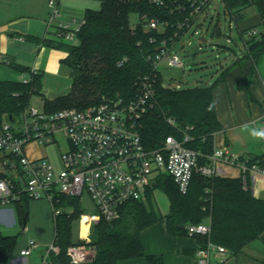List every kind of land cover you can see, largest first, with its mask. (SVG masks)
<instances>
[{
  "label": "trees",
  "instance_id": "trees-1",
  "mask_svg": "<svg viewBox=\"0 0 264 264\" xmlns=\"http://www.w3.org/2000/svg\"><path fill=\"white\" fill-rule=\"evenodd\" d=\"M99 9L87 8L85 24L78 33L77 44L64 40L40 41L48 47L65 50L68 55L62 63L70 70L72 86L69 93L54 100L44 99L45 108L55 111L64 108L83 109L99 103L104 97L132 98L137 84L151 68L145 53L154 49L149 43V32L134 30L130 16L137 11L159 12L148 0H97ZM226 12L236 23L246 18L245 9L255 6L259 22L245 30L259 28V33L246 40V55L257 60L264 55V0H222ZM139 41H142L139 44ZM252 60V61H253ZM121 63V64H120ZM18 71L29 68L15 66ZM40 75L31 81L0 80V124L7 116L18 113L27 106L34 95L42 94ZM243 89L249 93L248 80L243 79ZM213 85L182 89L167 88L159 78L156 85V103L143 117L141 133L147 148H158L170 135L181 136L187 127L192 140L190 148L201 152L200 164L209 162L215 147V134L223 129L218 120ZM175 119L173 126L169 119ZM264 167V154L252 156ZM163 190L170 200L166 215L169 231L173 235L187 234L189 224L205 220L211 227L209 235L199 236L206 248L209 242L225 247L231 254H239L245 245L264 232V198L256 197L242 176L206 177L195 173L189 190L183 194L168 174L157 176L154 188L149 190L147 201H130L121 208L118 218L101 217L90 232L89 245L94 256L90 264H118L119 261L144 257L147 264H163L161 255H147L141 233L160 216L153 207L152 190ZM28 195L22 196L21 214L27 215ZM19 202V201H18ZM59 206L66 209L54 219V244L58 252H50L47 264H72L68 248L84 240H73V223L83 213L80 198L61 195ZM17 235H6L0 230V264H9L14 257Z\"/></svg>",
  "mask_w": 264,
  "mask_h": 264
},
{
  "label": "built area",
  "instance_id": "built-area-1",
  "mask_svg": "<svg viewBox=\"0 0 264 264\" xmlns=\"http://www.w3.org/2000/svg\"><path fill=\"white\" fill-rule=\"evenodd\" d=\"M213 1L148 0L159 12L132 13L137 18L133 22L130 16L132 28L148 31V41L154 47L145 53L151 72L140 77L132 98L104 97L99 103L83 109L55 111L29 103L20 112L7 116L0 124V203H11L24 195L33 199L45 197L51 203L55 219L66 210L72 212L70 207L59 206V196L77 197L84 210L79 220L90 229L101 217L118 218L126 203L146 200L160 174L170 175L183 194L188 192L195 173L206 177L223 176L228 175V167L238 168L245 187L249 186L250 175L254 182L259 175L264 176V167L258 161L252 163L251 157L234 153L227 144L215 145L208 156L209 162L200 164L201 152L187 145L192 140L189 132L192 127H187L179 137L168 136L158 148L149 149L143 141L141 122L156 103L159 78L167 88H183L174 81L165 84L161 66H184L174 48L192 44L186 36L190 31L200 34L196 27L202 26V20L209 16ZM49 7V23H56L58 38L67 41L78 38L85 20H62L58 0H49ZM258 33L257 27L241 35L245 48L246 40ZM204 43L208 41L200 36V48ZM0 62L12 63L2 52ZM38 74L39 70L33 68L24 72L21 80L31 81ZM169 121L178 126L175 119ZM261 130H264V124ZM60 139L66 142V150L61 154L62 167L56 168L47 157L31 158L27 154L29 144L45 146ZM85 197L91 200L92 207ZM187 232L192 236L209 235L211 227L207 222L189 224ZM83 240L84 243L73 244L67 250L72 264L86 263L94 256L88 233ZM37 246L35 240H30L22 254H31ZM215 249L227 251L225 247L209 242L197 254L206 262ZM52 251H59L54 242L46 250L44 264Z\"/></svg>",
  "mask_w": 264,
  "mask_h": 264
},
{
  "label": "crops",
  "instance_id": "crops-1",
  "mask_svg": "<svg viewBox=\"0 0 264 264\" xmlns=\"http://www.w3.org/2000/svg\"><path fill=\"white\" fill-rule=\"evenodd\" d=\"M88 4V0H58L60 18L62 20L76 19L81 21L84 19L86 9L91 8ZM49 15V0H0V52L7 54L12 61L11 64L0 62V80L12 79L5 75L6 71L11 69L10 71L19 75L18 79L12 80L21 81L24 71H18L15 66L30 70L38 69L42 85V94L38 95L42 97V105L45 104L44 99L54 100L66 95L72 86V77L67 73L69 68L62 63V59L68 55V52L40 43L45 39L60 40L57 35L56 23H49ZM259 20L257 14L250 23L244 24L241 30L257 24ZM245 21L246 18L242 22ZM204 41L207 39L204 38ZM243 57H237L229 66L218 73L215 82L212 84L214 86L213 98L217 117L223 127L221 131L215 134L214 142L215 145L227 144L233 152L242 156H260L264 154V151L252 145L248 136L241 141L245 151L234 149L235 143L240 142V136L235 133L236 130L250 124L255 126L260 124L261 130L264 124L263 85L258 78L249 73L251 68L250 63L247 62L249 60L245 58L246 62L244 63ZM246 77L249 83V93L242 87L243 79ZM32 144L28 145L29 149L27 147V154L31 158L47 157L49 159L47 155H38L31 151ZM34 145L44 147L43 145ZM235 169L238 174L228 173V176H240V170ZM249 187L256 197L264 198V176L259 175L257 181L254 182L250 175ZM153 193L154 190H152V200ZM147 199L148 196L143 201H147ZM32 201L33 198L28 201L27 222L30 218L34 220L35 217L36 204ZM21 207L22 202L20 200L8 204L0 203V230L6 235L18 236L15 254L9 264H44L46 251L39 244L33 248L31 254H22V250L28 247L30 240L27 242L26 236L19 239L21 233H15L19 227H22V231H24L27 226V223L24 224L25 216L21 214ZM44 209H46L44 218L49 219V208ZM155 210L160 217L142 231L141 237L146 254L161 255L163 264H264V232L259 238L245 245L239 254L234 255L229 251L220 252L215 249L210 252L209 258L205 262L197 254L200 248H204L200 242L201 238L188 233L176 236L171 234L166 219L170 207L168 211L164 212ZM203 222L208 223V220ZM82 226L81 238L74 237L73 230L75 242L83 240L86 233L90 236L91 228L87 229L85 225ZM118 264L147 263L144 257H138L121 260Z\"/></svg>",
  "mask_w": 264,
  "mask_h": 264
},
{
  "label": "rangeland",
  "instance_id": "rangeland-1",
  "mask_svg": "<svg viewBox=\"0 0 264 264\" xmlns=\"http://www.w3.org/2000/svg\"><path fill=\"white\" fill-rule=\"evenodd\" d=\"M88 3L93 9L100 8V2L97 0H88ZM208 13L209 16L206 20H202L203 25L196 27V30H198L200 34H195L193 31H190L188 36H186V39H191L192 44L185 47L176 45L174 48V52H177L182 57L184 66H161L165 84L174 81L180 83L183 88L210 86L215 82L214 80L218 76V73L229 66L237 57L242 58L245 55L246 50L240 30L244 24L250 23L257 15L255 6H249L245 9L246 21L244 23L239 22V24L231 19L230 15L226 12L222 0H214ZM80 18L79 20H81ZM136 19V15L132 14L131 21L134 22ZM200 36H203V38L208 41V43L202 44V48H200L199 44ZM67 42L77 44L79 40L75 38ZM246 59L249 60L247 62H249L251 66L249 73H252L253 77L258 78L261 81L264 90V55H261L257 60H253L252 57ZM246 59H243L244 63L246 62ZM10 70L6 71V77L18 79L19 75ZM67 73L71 76L69 70ZM42 103L43 100L41 95L37 94L32 97V105L41 108ZM259 125L260 124H257V126H255L254 124H250L247 128L244 127L236 130L235 133L240 136V142L235 143L234 149L237 151L241 149L243 151L244 148L241 141L248 136L252 145L257 146L264 151V139L253 138L250 135L251 129L255 128L260 130ZM31 146L32 148L30 149L34 153L38 155H47L56 168L62 167L61 154L66 150V142L64 139H60L57 143L45 145L44 147H37L34 144ZM227 171L229 174H238V171L235 168L228 167ZM85 198L86 203L92 207L91 200L88 199V197ZM32 203L36 204L34 220H31L30 218L27 222L26 229L22 231V227H19V230L17 232L15 231V233H21L19 239L26 236L27 242L31 239L35 240L41 248L46 251L54 242L55 231L53 209L50 201L45 197L33 199ZM153 203L155 209L161 212L168 211L170 207L168 196L159 188L154 189ZM44 208H49V219L44 218V212L46 210ZM82 229L83 226L80 224L79 220L75 221L73 226L74 237L81 238ZM82 264H90V262Z\"/></svg>",
  "mask_w": 264,
  "mask_h": 264
},
{
  "label": "clouds",
  "instance_id": "clouds-1",
  "mask_svg": "<svg viewBox=\"0 0 264 264\" xmlns=\"http://www.w3.org/2000/svg\"><path fill=\"white\" fill-rule=\"evenodd\" d=\"M247 128V126H245ZM250 135L253 138H260V139H264V130H259V129H251L250 130Z\"/></svg>",
  "mask_w": 264,
  "mask_h": 264
},
{
  "label": "water",
  "instance_id": "water-1",
  "mask_svg": "<svg viewBox=\"0 0 264 264\" xmlns=\"http://www.w3.org/2000/svg\"><path fill=\"white\" fill-rule=\"evenodd\" d=\"M27 223V218H26V216L24 217V224H26Z\"/></svg>",
  "mask_w": 264,
  "mask_h": 264
},
{
  "label": "bare ground",
  "instance_id": "bare-ground-1",
  "mask_svg": "<svg viewBox=\"0 0 264 264\" xmlns=\"http://www.w3.org/2000/svg\"><path fill=\"white\" fill-rule=\"evenodd\" d=\"M87 227V226H86Z\"/></svg>",
  "mask_w": 264,
  "mask_h": 264
}]
</instances>
